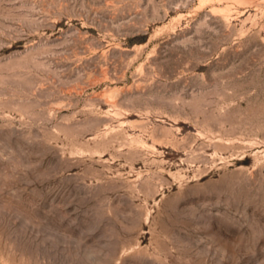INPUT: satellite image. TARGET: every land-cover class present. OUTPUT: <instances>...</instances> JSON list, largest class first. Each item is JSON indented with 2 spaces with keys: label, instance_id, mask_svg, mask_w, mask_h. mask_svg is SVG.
<instances>
[{
  "label": "rangeland",
  "instance_id": "rangeland-1",
  "mask_svg": "<svg viewBox=\"0 0 264 264\" xmlns=\"http://www.w3.org/2000/svg\"><path fill=\"white\" fill-rule=\"evenodd\" d=\"M220 1L0 0V264H264V0Z\"/></svg>",
  "mask_w": 264,
  "mask_h": 264
},
{
  "label": "bare ground",
  "instance_id": "bare-ground-1",
  "mask_svg": "<svg viewBox=\"0 0 264 264\" xmlns=\"http://www.w3.org/2000/svg\"><path fill=\"white\" fill-rule=\"evenodd\" d=\"M202 1H206V0H202ZM217 1H220V0H217ZM236 1H237V2H240L241 5H242V3L245 4V2H246V3H250V2H248V1H250V0H248V1H245V0H236ZM220 2H221V1H220ZM234 2H235V0H234ZM245 5H246V4H245ZM228 6H230V5H228ZM228 6H227V7H228ZM228 9H229V8H228ZM219 11H220V10H219ZM229 11H230V10H229ZM227 12H228V11H227ZM220 13H221V12H220Z\"/></svg>",
  "mask_w": 264,
  "mask_h": 264
}]
</instances>
